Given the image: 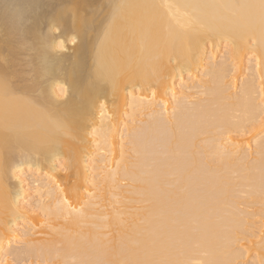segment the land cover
I'll return each mask as SVG.
<instances>
[{
    "label": "bare ground",
    "instance_id": "obj_1",
    "mask_svg": "<svg viewBox=\"0 0 264 264\" xmlns=\"http://www.w3.org/2000/svg\"><path fill=\"white\" fill-rule=\"evenodd\" d=\"M260 3L0 0V264H264Z\"/></svg>",
    "mask_w": 264,
    "mask_h": 264
},
{
    "label": "snow or ice",
    "instance_id": "obj_2",
    "mask_svg": "<svg viewBox=\"0 0 264 264\" xmlns=\"http://www.w3.org/2000/svg\"><path fill=\"white\" fill-rule=\"evenodd\" d=\"M123 7H124V5H122V4L116 6L117 12H116V15L114 16V20H115L116 16L119 15V10ZM260 8H261L262 14H264V0H261ZM0 87L7 89L8 81L6 79H0Z\"/></svg>",
    "mask_w": 264,
    "mask_h": 264
}]
</instances>
